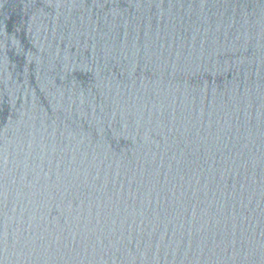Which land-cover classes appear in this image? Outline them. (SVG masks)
I'll return each instance as SVG.
<instances>
[{
  "label": "water",
  "instance_id": "obj_1",
  "mask_svg": "<svg viewBox=\"0 0 264 264\" xmlns=\"http://www.w3.org/2000/svg\"><path fill=\"white\" fill-rule=\"evenodd\" d=\"M0 264H264V0H0Z\"/></svg>",
  "mask_w": 264,
  "mask_h": 264
}]
</instances>
